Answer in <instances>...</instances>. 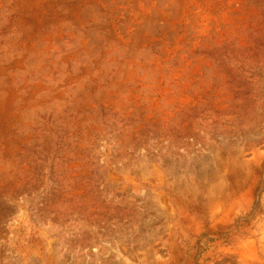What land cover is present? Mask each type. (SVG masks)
Masks as SVG:
<instances>
[{
	"label": "rangeland",
	"instance_id": "obj_1",
	"mask_svg": "<svg viewBox=\"0 0 264 264\" xmlns=\"http://www.w3.org/2000/svg\"><path fill=\"white\" fill-rule=\"evenodd\" d=\"M0 264H264V0H0Z\"/></svg>",
	"mask_w": 264,
	"mask_h": 264
}]
</instances>
